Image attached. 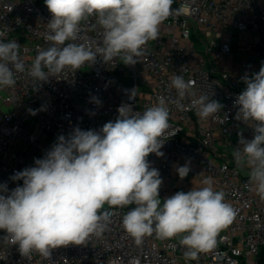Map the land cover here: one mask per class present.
<instances>
[{"label": "built area", "instance_id": "built-area-1", "mask_svg": "<svg viewBox=\"0 0 264 264\" xmlns=\"http://www.w3.org/2000/svg\"><path fill=\"white\" fill-rule=\"evenodd\" d=\"M51 18L44 0H0L2 39L17 42L25 65L14 74V86L0 89V184L6 183L9 192L22 186V180L10 177L35 166V159H42L59 136L67 138L74 128L99 131L117 119L121 105L142 113L164 98L169 109V128L161 137L164 155L147 157L163 180L161 203L186 184L176 168L188 164V174L201 185L211 179L213 189L225 194L235 215L218 232L211 250L185 260L179 241L186 233L172 239L154 233L137 243L123 227L124 215L135 205L106 203L100 212L109 219L99 236L51 249L48 256L37 251L22 255L0 230V264H264V199L250 183V167L237 165L233 157L241 135L254 138L255 122L237 120L234 101L246 88L242 78L264 65V0H173L169 16L159 25L166 35L148 41L134 65H122L120 58L104 63L97 53L96 62L49 73L48 81L40 83L29 72L38 53L51 46L45 38ZM103 31L97 18L89 17L81 21L76 40L65 44L95 51L103 46ZM234 37L242 40L236 50ZM173 76L191 82V94L182 100L171 86ZM201 95L221 103L220 113L200 119L192 100Z\"/></svg>", "mask_w": 264, "mask_h": 264}, {"label": "clouds", "instance_id": "clouds-1", "mask_svg": "<svg viewBox=\"0 0 264 264\" xmlns=\"http://www.w3.org/2000/svg\"><path fill=\"white\" fill-rule=\"evenodd\" d=\"M172 2L44 0L52 17L45 37L51 46L38 53L29 75L40 83L47 82L49 73L66 67L78 70L87 62H96L97 53L104 63L120 58L124 64L134 65L148 41L158 39L159 25L169 16ZM92 16L104 29L103 46L93 51L82 44H65L76 40L81 21ZM5 35L0 31V89L14 86V74L25 70L19 45L14 40L5 42ZM242 79L246 88L234 101L238 106L235 118L255 122L254 138L247 140L241 135L233 157L237 165L250 167V183L264 199V65L258 73ZM171 86L180 100L191 94V82L182 76L171 77ZM180 100L174 103L183 108ZM165 104L160 98L142 113L121 105L117 119L99 131L76 127L67 138L59 136L42 159H35V166L10 177L22 180V186L9 192L6 183L0 184V193H7L0 194V230L7 233L4 238L17 244L22 255L37 251L48 256L51 249L81 245L90 235L99 236L109 219L107 212H100L106 203L121 208L134 204L123 217V227L137 243L154 233L159 239L186 233L179 241L186 249L185 260H197L200 253L211 250L218 232L232 222L235 212L225 202V194L213 189L211 179L203 181L204 187L178 191L161 203L163 180L147 157L164 155L161 137L169 128ZM192 105L198 106L197 115L202 120L220 113L223 107L207 95L192 100ZM29 111L36 114V110ZM176 171L183 179L190 168L185 164Z\"/></svg>", "mask_w": 264, "mask_h": 264}, {"label": "crops", "instance_id": "crops-1", "mask_svg": "<svg viewBox=\"0 0 264 264\" xmlns=\"http://www.w3.org/2000/svg\"><path fill=\"white\" fill-rule=\"evenodd\" d=\"M159 35L160 36H165L166 33L163 31V29L160 28L159 26ZM235 39L233 40V47H234V50H236L237 46L240 44V40H238L236 37H234ZM186 184L181 188L179 189L178 191H184L185 193H187L188 191L192 190L193 188H198L200 186L204 187L205 185H201L200 181L197 180V179H194L190 174H188L186 176ZM178 191H175V192H170L169 193V196L168 197H171L172 195H174L176 192ZM224 231V228H222L220 230V232ZM183 233L179 234V237L182 235Z\"/></svg>", "mask_w": 264, "mask_h": 264}, {"label": "rangeland", "instance_id": "rangeland-1", "mask_svg": "<svg viewBox=\"0 0 264 264\" xmlns=\"http://www.w3.org/2000/svg\"><path fill=\"white\" fill-rule=\"evenodd\" d=\"M239 43H242V40H240V42H239ZM121 64H122V65H124V63H123V62H121ZM261 254H262V255H264V250H261Z\"/></svg>", "mask_w": 264, "mask_h": 264}]
</instances>
